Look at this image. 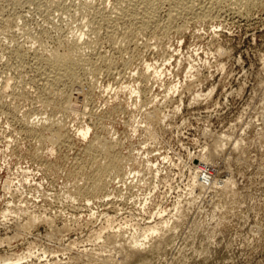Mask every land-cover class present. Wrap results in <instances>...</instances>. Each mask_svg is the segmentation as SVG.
Listing matches in <instances>:
<instances>
[{"label": "rangeland", "instance_id": "obj_1", "mask_svg": "<svg viewBox=\"0 0 264 264\" xmlns=\"http://www.w3.org/2000/svg\"><path fill=\"white\" fill-rule=\"evenodd\" d=\"M14 1L0 0V264H264V0L175 21L180 0H149L148 28L124 15L136 0ZM66 47L78 76L51 81Z\"/></svg>", "mask_w": 264, "mask_h": 264}, {"label": "bare ground", "instance_id": "obj_2", "mask_svg": "<svg viewBox=\"0 0 264 264\" xmlns=\"http://www.w3.org/2000/svg\"><path fill=\"white\" fill-rule=\"evenodd\" d=\"M17 1H19V0H17ZM17 1H14V2H17ZM25 2H26V0H24ZM27 1H29V0H27ZM54 1V0H53ZM52 1V2H53ZM56 1V0H55ZM132 1H134V0H132ZM132 1H131V5H132ZM137 1V0H136ZM135 1V3H133V6H129L130 7V9L128 10V11H126V10H124V11H126L125 13H124V15L127 17L128 16V18H129V15L131 16V18L133 17L134 18V20L135 19H137V18H140L142 21H141V23H142V27L143 28H148V26H150L149 24H150V21H151V15H152V11H153V8H151L152 10H150V8L148 7L149 5H151L153 2H151V1H149V0H138L137 2ZM225 1V4H226V0H180V2H181V5L179 6V8H173V9H171V8H169V18H171V19H177L176 17L177 16H179V15H181L182 16V14H184V12L186 11V17H187V12H192V14L194 13L196 16H198V17H200V18H202V19H208V18H212V17H216V16H218V14H219V10L217 9V7L218 6H220L223 2ZM239 1V0H238ZM237 1V2H238ZM241 1V0H240ZM239 1V2H240ZM242 1H244L246 4H251L253 1L252 0H242ZM259 1V0H258ZM257 1V2H258ZM122 2V1H121ZM126 2V1H125ZM125 2H122V3H124L125 4ZM228 4H229V2H227ZM123 4V5H124ZM127 4V3H126ZM125 4V5H126ZM128 4L130 5V0H129V2H128ZM243 4V3H242ZM118 5V4H117ZM122 5V6H123ZM143 5L144 7H143V11H141V6ZM241 5V4H240ZM244 5V4H243ZM253 5V4H252ZM116 6V5H115ZM140 6V7H139ZM222 6V5H221ZM228 6V5H227ZM230 6V5H229ZM119 7V6H118ZM232 7V6H231ZM227 8V7H226ZM31 9V8H30ZM119 9H123L122 7L121 8H119ZM125 9V8H124ZM157 9V8H156ZM220 9H222V8H220ZM76 11V10H75ZM118 11V10H117ZM155 11H157V10H155ZM104 12V11H103ZM119 12V11H118ZM121 12V11H120ZM155 13V12H154ZM153 13V14H154ZM100 14V13H99ZM105 14V13H104ZM120 14V13H119ZM157 14V13H156ZM101 15H102V12H101ZM100 15V16H101ZM111 15V14H110ZM120 16V15H119ZM122 16V15H121ZM120 16V17H121ZM167 16V17H168ZM106 17H108V16H106L105 15V18ZM111 17V16H110ZM124 17V16H123ZM180 17V16H179ZM119 18V17H118ZM130 18V19H131ZM169 18H168V20H169ZM217 18V17H216ZM121 19V18H120ZM154 19V18H153ZM99 20V19H98ZM114 20V19H113ZM117 20V19H116ZM122 20V19H121ZM155 20V19H154ZM101 21V20H100ZM104 21H106L105 19H104ZM126 21V20H125ZM133 21V20H132ZM175 21V20H174ZM173 21V22H174ZM123 22V21H122ZM135 22V21H134ZM172 22V23H173ZM115 23V22H114ZM139 23V22H138ZM140 23V24H141ZM153 23V22H152ZM171 23V22H170ZM171 23V24H172ZM116 24V23H115ZM133 24V23H132ZM139 24V25H140ZM128 25V24H127ZM110 26V25H109ZM113 26V25H112ZM131 26H133V25H131ZM141 26H140V28H141ZM135 27V26H134ZM132 28V27H131ZM179 28H181V27H179ZM129 29H130V27H129ZM144 30V29H143ZM128 31V30H127ZM132 32V29L131 30H129V32ZM137 31H139L138 29H137ZM141 31V30H140ZM85 33V32H84ZM87 33V32H86ZM136 34H137V32H136ZM83 36V35H82ZM82 36H79L78 38H76L75 40H74V43H75V48H80V46L78 45L79 43H81V40H82ZM75 38V37H74ZM87 42V41H86ZM89 42V41H88ZM72 43V42H71ZM84 43H85V41H84ZM83 44V43H82ZM89 44V43H88ZM91 44V43H90ZM86 45V44H85ZM84 45V46H85ZM65 47V46H64ZM71 47H73V46H71ZM83 47V46H82ZM89 47H90V45H89ZM84 48V47H83ZM85 48H86V46H85ZM56 49V48H55ZM64 49H68L67 47L66 48H64ZM88 49V48H87ZM21 50V49H20ZM58 50V49H57ZM60 50V49H59ZM76 51H77V49H75ZM75 50L74 49H68L66 52H62V53H64V54H62V53H60V52H58V53H60V54H58L57 52L55 53V54H52V53H50L51 51H48L49 52V54H52V58H49L48 59V63L50 62V61H52L51 63H49V64H47L48 66H49V68L50 67H52L51 68V71L49 72L48 71V73H49V75H48V78L51 80V81H60V82H62L61 80L62 79H64L65 80V78L64 77H67V76H69V77H71V78H74L75 79V77H76V75H77V68H80V67H78V61H77V59H76V57H75V55L77 56L78 54H75L74 55V53H75ZM80 51H81V49H79ZM45 51V50H44ZM62 51H65V50H62ZM74 51V52H73ZM94 51V50H93ZM53 52H55V50H53ZM18 53H20V52H18ZM78 53V52H77ZM81 53V52H80ZM82 53H84L83 52V49H82ZM22 54V53H21ZM21 54H18V55H20L21 57H22V55ZM35 54V53H34ZM17 55V54H16ZM43 55H44V53H43ZM82 55V54H81ZM20 56H18V57H20ZM20 57V58H21ZM27 57V56H26ZM36 57V56H35ZM38 57V56H37ZM41 57V56H40ZM43 57V56H42ZM102 57H104V56H102ZM20 58H18V59H20ZM24 58H25V56H24ZM48 58V57H47ZM84 58V57H83ZM111 58V57H110ZM22 59V58H21ZM20 59V60H21ZM81 59H82V57H81ZM23 60V59H22ZM37 60H38V58H37ZM44 60V59H43ZM42 60V61H43ZM34 61V60H33ZM39 61V60H38ZM45 61V60H44ZM80 61H82V60H80ZM79 61V62H80ZM82 63V62H81ZM37 64V63H36ZM40 63H38V65H39ZM41 65V64H40ZM45 65H46V63H45ZM44 65V66H45ZM83 65V64H82ZM97 65V64H96ZM80 66H81V64H80ZM90 66V65H89ZM88 66V67H89ZM39 68L38 69H41V70H43V67L42 66H38ZM41 67V68H40ZM47 68V67H46ZM94 69V68H93ZM47 70H49V69H47ZM45 71H46V69H45ZM44 71V72H45ZM94 71V70H93ZM53 73V74H52ZM46 74L47 73H45V77H46ZM52 74V75H51ZM44 76V75H43ZM78 76V75H77ZM79 78V77H78ZM48 79V80H49ZM69 79V78H68ZM81 79V78H80ZM73 80V79H72ZM71 80V81H72ZM45 81H46V79H45ZM47 82V81H46ZM45 82V83H46ZM83 82V81H82ZM55 83H57V82H55ZM48 84V83H47ZM51 84V83H50ZM54 84V83H53ZM51 86V85H50ZM175 87V86H174ZM53 89H55V88H53ZM170 90V89H169ZM212 90V89H211ZM214 91V90H213ZM55 92V91H54ZM212 92V91H211ZM210 92V93H211ZM209 93V94H210ZM84 94V93H83ZM200 95H201V93H200ZM211 95V94H210ZM79 96V95H78ZM195 96H197V95H195ZM79 98H80V96H79ZM69 99H70V97H69ZM84 99H85V94H84ZM86 100V99H85ZM61 103V102H60ZM68 109L71 111V112H73V113H75V115H77L78 113V110L77 109H75V108H73L72 106H70V105H68ZM85 111V110H84ZM158 115H159V113L157 112V113H155V115H153V116H155V117H158ZM154 117V118H155ZM160 118V117H159ZM59 119V118H58ZM156 120V119H155ZM45 121V120H44ZM59 122V121H58ZM46 123V122H45ZM90 131H91V127L89 126V125H86V126H82V127H80L79 128V130H78V134L80 135V136H82L81 138H83L84 137V140H85V138L89 135V133H90ZM51 133V132H50ZM52 135V134H51ZM63 136H65V134H64V128H57L55 131H54V133H53V135H52V138H53V140H55L56 142H57V140L58 139H60V138H62ZM50 138V137H49ZM48 138V139H49ZM99 138V137H98ZM100 138L102 139V137L100 136ZM230 138V137H229ZM105 139V138H104ZM220 139V138H219ZM217 140L218 142L220 141V140ZM232 139V138H231ZM68 140V139H67ZM226 140V139H225ZM55 141H51L52 143L53 142H55ZM97 141V140H96ZM99 141H100V139H99ZM105 141H107V139L105 140ZM109 141V140H108ZM107 141V142H108ZM222 141H224L223 139H222ZM220 143V142H219ZM222 143V142H221ZM91 144H92V146H94V147H97V148H101V149H103V151H105L106 153H107V155H108V158H111V150H110V147H109V145H107V144H104L103 142H99L98 144H96V142H91ZM217 144V143H216ZM215 144V145H216ZM106 145V146H105ZM233 145V144H232ZM235 145V144H234ZM221 146H224V144L222 145L221 144ZM218 147H220V144L219 145H217V147H215V148H217L218 149ZM214 148V147H213ZM88 149V148H87ZM220 149H223V148H221L220 147ZM54 150V149H53ZM52 150V151H53ZM216 150V149H215ZM217 151V150H216ZM216 151H214V153H216ZM102 152V151H101ZM218 153V152H217ZM98 154V153H97ZM210 158V157H209ZM212 158H214V157H212ZM207 159V158H206ZM112 161V160H111ZM111 161H109V164H107V166H102V167H100V169H99V178H97L98 179V181H100L103 177V175H105L104 173L105 172H107V170L108 171H115V164H113ZM103 162V161H102ZM117 176H120V173L117 171ZM105 178V177H104ZM200 181V180H199ZM201 183V182H200ZM100 184V183H99ZM94 186V185H93ZM95 190H97V188H98V186L96 185L95 186ZM90 190V189H89ZM92 191V190H91ZM93 192V191H92ZM89 194V193H88ZM18 203V202H17ZM17 210H19V209H17ZM120 238V237H119ZM118 238V239H119ZM111 240V239H110ZM114 244V243H113ZM123 245V244H122ZM120 246V245H119ZM114 248V247H113ZM128 249V248H127ZM136 248H134V250H135ZM106 250V249H105ZM112 250V249H111ZM137 250V249H136ZM121 251V250H120ZM123 251H124V249H123ZM128 251V250H127ZM126 250H125V252H127ZM130 251V250H129ZM132 251H133V249H132ZM124 252V253H125ZM134 252V251H133ZM132 252V253H133ZM131 254V253H130ZM108 255V254H107ZM124 255H126V253L124 254ZM133 255V254H132ZM123 256V255H122ZM101 257V256H100ZM125 257V256H124ZM128 257H130V256H127L126 255V259L128 258ZM108 259H109V257H107ZM131 258V257H130ZM107 259V260H108ZM129 259V258H128ZM109 261V260H108ZM14 262V261H13ZM123 262V261H122Z\"/></svg>", "mask_w": 264, "mask_h": 264}]
</instances>
